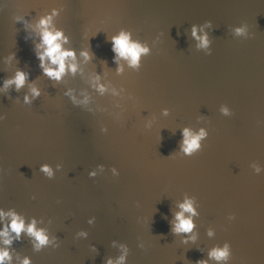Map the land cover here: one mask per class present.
I'll return each mask as SVG.
<instances>
[{"label": "water", "instance_id": "1", "mask_svg": "<svg viewBox=\"0 0 264 264\" xmlns=\"http://www.w3.org/2000/svg\"><path fill=\"white\" fill-rule=\"evenodd\" d=\"M69 6L78 106L72 264H264V0ZM122 29L148 48L137 66L114 59L111 37ZM185 129L205 132L191 154ZM188 199L194 227L174 232ZM225 243L228 258H210Z\"/></svg>", "mask_w": 264, "mask_h": 264}, {"label": "clouds", "instance_id": "2", "mask_svg": "<svg viewBox=\"0 0 264 264\" xmlns=\"http://www.w3.org/2000/svg\"><path fill=\"white\" fill-rule=\"evenodd\" d=\"M51 17L41 18L39 21L40 28V43L37 45V57L40 60V67L43 70V73L52 78L54 80H60L66 72V64L67 70L73 73L77 70V64L75 63L76 53L74 50H65L62 48V44L67 42V37L64 36L61 30H51L49 28ZM236 33L241 34L244 30L242 28H236ZM193 35H196V28H193ZM201 40V44L206 46L208 43L207 37H197ZM112 51L116 54L114 59L117 58H125L129 61L131 66H137L140 55L142 53L146 54L148 52V48L138 41H133L131 38V34L126 30H121L117 34L111 37ZM80 55L85 57V59L90 58L89 52L86 50H82ZM120 70L119 67L117 69ZM27 74L22 70H18L15 76L12 79L5 81V87L7 85L14 83L19 89L24 85L26 81ZM97 81L99 77L96 78ZM101 91L104 90V86L102 84L97 85ZM33 95H38V91L33 88ZM27 100L28 98L25 97ZM225 113L228 112L227 108L222 109ZM184 140L182 143L183 151L186 154H191L194 150L199 148V140L205 136V132L202 129L198 135H191L188 129L183 131ZM42 171L46 172L49 176L52 175L51 169L47 165L42 166ZM259 172V168L256 169ZM181 211L176 214V221L173 231L174 232H190L194 224L191 219V215H195V210L192 207V201L190 199L185 200L180 205ZM184 213H189L190 215L186 217ZM10 216V225H4L2 229H0V237H3V243L5 245H9L12 242V237L10 236V231L16 233V236L19 237L21 231H26L29 235L34 237L36 243V248L45 245L48 242V237L44 233L42 229H37L35 227V220L25 227V223L22 217L18 216L14 212L3 213L0 212V216ZM210 258H214L217 261L225 260L229 256V245L227 243L224 244L223 248H214L209 252ZM11 257L9 255L8 249H0V264H4L5 261H10ZM121 260L124 257H120ZM23 264H29V260L27 258L24 259ZM108 264H112V261L109 260ZM198 264H206L205 262H198Z\"/></svg>", "mask_w": 264, "mask_h": 264}]
</instances>
